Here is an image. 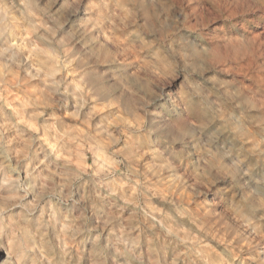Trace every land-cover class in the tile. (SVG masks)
Instances as JSON below:
<instances>
[{
	"label": "clouds",
	"instance_id": "1",
	"mask_svg": "<svg viewBox=\"0 0 264 264\" xmlns=\"http://www.w3.org/2000/svg\"><path fill=\"white\" fill-rule=\"evenodd\" d=\"M0 264H264V0H0Z\"/></svg>",
	"mask_w": 264,
	"mask_h": 264
}]
</instances>
